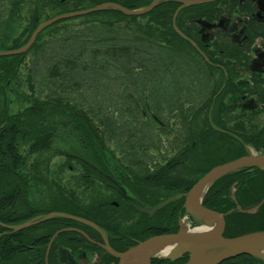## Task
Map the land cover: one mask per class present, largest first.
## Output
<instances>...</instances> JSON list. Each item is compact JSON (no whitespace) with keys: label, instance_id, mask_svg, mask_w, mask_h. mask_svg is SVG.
I'll return each instance as SVG.
<instances>
[{"label":"flooded vegetation","instance_id":"obj_1","mask_svg":"<svg viewBox=\"0 0 264 264\" xmlns=\"http://www.w3.org/2000/svg\"><path fill=\"white\" fill-rule=\"evenodd\" d=\"M160 6L154 18L166 17L169 25L157 35L163 41L155 51L160 65L152 77L153 87L146 90L142 86L146 96L141 101L143 108L155 114L151 112L152 118L142 110L136 120L140 133L131 135L145 138L149 133L140 128L153 127L151 146L161 151L163 143L172 155L160 167L153 163L142 177L118 170V166L111 172L108 164L91 163L95 172L91 180L108 187L103 201L97 203L101 206L100 230L60 223L51 232L60 231V242L49 251V264H119L107 244L123 252L151 236L175 232L184 215L183 197L155 211L152 208L187 190L155 180L159 168H170L172 180L176 178L175 183L185 187L211 168L247 154L250 148L264 151V0H202L188 6L172 0ZM173 56L178 57L177 62ZM166 75L169 87L163 91ZM179 77L185 84L180 85ZM153 94L157 99L152 101ZM161 128L170 133L168 145L159 138ZM204 205L224 216V235L230 227L236 232L264 230V171H243L218 180ZM66 227L81 228L87 235L62 231ZM42 257L45 261L46 256ZM188 258L187 253L175 260L153 258L151 264H184ZM218 264L264 261L243 254Z\"/></svg>","mask_w":264,"mask_h":264},{"label":"trees","instance_id":"obj_2","mask_svg":"<svg viewBox=\"0 0 264 264\" xmlns=\"http://www.w3.org/2000/svg\"><path fill=\"white\" fill-rule=\"evenodd\" d=\"M20 1L25 2L26 0H15L14 2L18 3ZM30 1L31 4H33L34 6L32 7L30 13L28 14V17L24 16V20L27 22L26 24L27 26L29 23V27L25 26L24 28V30L28 28L27 29L28 34L22 40L20 39V37H18V34L15 33L14 38L12 37L13 43L8 48H17L20 47L23 43H25L30 37L33 30L40 22L39 18L43 9H40L39 5L36 4L37 0H30ZM74 1H75L74 7H76L79 6V3L88 0H74ZM94 2H95L94 5H98L100 3L105 2V0H95ZM132 2H138V1L122 0L120 4L128 8H134L136 6L138 7L137 4L133 5ZM55 3L56 2H49V5L52 6L55 5ZM44 4L45 2H41L42 6H44ZM166 4L167 3H165V5ZM140 5L146 6L148 4L146 2H142V4ZM158 9L159 8H157V10ZM155 11L156 9L154 8L143 15L127 16L120 10L107 9L87 15L88 17L90 16L93 17L92 18L93 23L91 24L95 28L90 30V34H88L87 39L86 36H80L78 40H76L71 44L70 43L68 44V42L64 43L65 47L69 49L67 50L68 52L66 53V55H64V57L67 56V59L64 60L63 58L62 62H60V69H65L66 67L70 69L69 67H71V69L75 71L74 74L77 75L75 81L76 85H78L79 88H83L84 86L90 87L92 85H98L99 83H101L98 82L99 80L106 79L105 75H107V72L110 71L112 64L113 65L124 64L125 67L132 66V63L135 64L138 62V59L135 57H139V61H142L140 62L142 63L141 64L142 66H140V70L145 71L144 78L143 80L141 79L142 82L140 81L141 87L140 85H136L137 81L136 82L131 81L132 83H136L135 84L136 87L132 88L131 87L132 85H129L126 80V83L122 85L123 89L125 90L124 94L123 93L121 94L124 97L122 100L124 99L133 100V102L135 103V105H130L127 108L128 114L130 111L132 115L141 117L140 116L141 111L145 110L150 117H152V115L154 117L155 112H153V110L151 111L150 108L148 109L143 108L141 106V101H143L144 96H146L145 93L148 86L153 87L152 77L154 74H156L158 70V65H160V63L158 62V56L155 51L157 50L156 48L158 42L159 44H161V42L163 41L162 40L154 41V40L157 37V35L158 37H160V34L162 33L164 26L159 27L156 23H152L151 21L154 20L152 19L151 21L144 24L146 25V27L144 28L141 27V25H134L136 28L132 30L131 34L134 35L141 33V37H136V36L130 37L126 35L125 32V31H129L130 27H128V24L124 20L125 18L129 19V18H137V17H145V16H148L149 18L151 16L155 17ZM103 15L105 17H103ZM167 19L168 18L166 17L163 18L162 21L164 24L168 23ZM116 31L119 33L123 32L124 35L117 36L116 34H114ZM100 33L107 34V39H108L107 42L105 40L102 41V39L99 38V36L98 37L95 36V35H100ZM25 34L26 33H22L21 37L24 36ZM143 34H145L147 38H144ZM41 35L42 33H40L38 37H40ZM151 38L153 39L151 40ZM17 39H19L20 41ZM95 43L96 44L101 43L107 45L110 43L111 45L105 48L101 46L102 49H100L99 47H95L94 50L93 49L90 50L88 46L91 45L92 47H94V45L96 46ZM134 43H139V44L134 45ZM128 49L129 50L131 49L130 51L132 52V54L128 53ZM133 54H135L134 57ZM23 55L26 54L11 56L12 59H17L15 64L13 61L9 65V67L14 66L15 72H18L19 66L22 65V62L24 60L23 58L25 57ZM121 58H126V62L124 60V63H119V59ZM30 61L31 60H29V62ZM167 63L169 64V61ZM127 68L128 67H126V69ZM10 72L12 71H9L8 73ZM164 81H166V79H164ZM92 82L94 84H91ZM142 86L143 87L146 86L145 92L142 91ZM24 87L25 90L27 91V87L26 86ZM168 87L169 85L167 83V87H164L162 90L168 91ZM24 94L28 95L25 92ZM154 99L155 100L157 99L156 94H153L152 101ZM20 100H22L23 107L16 110L14 113L10 110L11 107H9L8 104H1V108H0V167H4L3 170L0 169V174L3 179H8V182H10V183L0 182V185L4 186V188H0V190L1 191L5 190L4 195L0 193V222L9 223V224L16 222L18 223L28 220L34 217L35 215L45 214L50 210H60L66 212L68 210H72L71 208L73 203H70L69 201L70 199H68L67 195L69 192H72L71 195L75 194L76 189L71 188L72 184L74 183V180L81 181V179H83V181H86L84 183H87L89 187L90 185H92V186H99L98 188H100L99 182H95L91 180V178H95V172L92 171V167L91 169L89 167L91 166V163L93 161V160H89L90 159L89 156L91 158L98 159V164L102 165L103 167L104 165L108 164V167H110L111 172H114L116 166H118V170L121 168L131 172L129 168L121 167L123 165L117 163L116 160H114L112 157L107 158V156H104L105 154H103V152L105 151V147H104V142L100 140L102 137V133L99 130L102 129V127L98 128V126H103L104 121H102L101 124L94 126L93 120H90V118H88V116H86L84 112L79 111L78 109L75 108H66L64 106H61V104L60 107H56L53 105V108L55 110H52V112H58V111L62 112L60 114V124H62L64 128H69V129H71L70 124L71 125L74 124L75 126L79 125L82 129V134H80V137L77 136V139H80L79 147L81 146V148L79 147L70 148L69 146L71 144L69 145V141L67 140L68 138H66V143L60 144V154L62 151L64 154L67 155V159L65 160V162H66V167L68 169V173H70L67 177L68 182H64V180H61L59 185L58 183L55 182L54 179L55 176L53 175V171H51L52 173L48 174L49 168L47 165H50L52 161L51 155H47L45 162H43L41 159L39 160L41 162L38 163L37 166L32 168L28 167L27 164L28 165L30 164L28 163L27 160H25L26 159L25 152L21 150V147H23V145L21 144L20 146L17 145L18 138L20 136H23L24 135L23 133H25V131L31 132L29 135V137H31L29 138L30 142L27 143V144L31 143L29 151L41 153L40 151H46L47 147H49V144L51 142H54L57 138H59V135L56 132V127L59 125V123L58 124L47 123L49 119L48 116L49 108L47 103L45 104L40 103V101L31 98L30 95L25 96L24 98L21 97ZM55 102L57 101L55 100ZM152 104L153 103H150V105ZM102 105L103 103L99 105V107ZM151 112H153L154 114ZM22 118H26V120ZM135 120L137 119L135 118ZM135 120L133 121V123L136 122ZM10 123H14V124L11 125ZM136 126H137V122H136ZM42 130H45L43 135L39 134V131ZM103 130L105 131L106 128H103ZM68 135L71 134L69 133ZM127 135H129L128 145L130 146L131 149L143 150V147H146L144 146L143 143L144 142L143 139L145 140V138L140 139L139 137L136 136L130 137L129 133ZM122 137L120 138L122 139ZM123 141L126 143L125 140ZM89 146L91 149L89 150L88 158H85L86 157L85 154L84 156L81 154L79 156L78 154L73 152L76 149L82 151L87 150ZM64 148H67L69 151L64 150ZM41 155L42 157H44L45 154L41 153ZM137 160L138 159L136 158V160H131V161L136 162ZM41 165H45L46 167L45 168L41 167ZM63 166L64 165L61 166L60 164L61 169H64ZM44 169H46L47 172H44L43 171ZM5 170H8L9 172H6ZM28 170L32 171V174ZM90 172H92V174ZM170 172H172L170 168H159V174L154 175L153 178H155V180L157 181H161L160 183L167 187H171V188L176 187L175 189L188 190L194 184L193 182L185 187H181L183 186L182 184L175 183L176 178L174 179V181L172 180L173 178L171 177ZM240 172H243V170ZM9 173L11 177L9 176ZM13 173L15 174V176H12ZM237 173L227 174L222 178H226L228 176ZM51 175L53 177H50ZM134 175L136 177L139 176L137 174ZM140 177H142V175H140ZM85 186L88 187L87 185ZM67 189L69 191H66ZM34 190H37L39 192L44 190L48 192L53 191L50 194H44L40 196V199L43 202L44 199L46 198L47 202H45V204H47L48 206L44 207L43 202L38 203L29 198V193L30 192L33 193ZM60 195H61L60 201H67L68 203L63 204L62 206H60L59 209H55L54 208L55 202L52 203V201L55 200V198ZM72 201L74 202V200ZM50 203H52L53 205ZM77 207L79 208V206ZM262 207L264 208V205ZM89 208H91V210L85 207V210H87V212H84V213H88V215L87 214L82 215L81 212L78 211L79 212L78 213L75 210H72L74 211L72 213L87 217L95 221L96 223H98L99 219L102 220V217L98 216L100 215L101 212V206L99 205L97 206V204L96 205L92 204ZM60 223L66 226L69 223H73V221L57 217L37 225L35 229L41 230L40 238L37 235H33V233H31L30 231H19L13 233L11 230L0 226V233H2V236L0 237V261L8 264H43L41 263L42 261L38 263V260H40L43 256L42 255L43 250L37 249L36 247L30 248L29 243H31L32 241H39L41 242L40 247L45 250L44 246L50 240V237L52 235L51 233L52 230H55L54 228L60 226ZM234 229L233 227H230L225 233V235L227 237H232V236L245 234L247 232L259 230L256 229V230H250L244 232H236Z\"/></svg>","mask_w":264,"mask_h":264},{"label":"rangeland","instance_id":"obj_3","mask_svg":"<svg viewBox=\"0 0 264 264\" xmlns=\"http://www.w3.org/2000/svg\"><path fill=\"white\" fill-rule=\"evenodd\" d=\"M14 1L15 0H0V39H1L0 52L10 50V48L8 47H10L11 44L13 43L12 39L14 38L15 33H17L18 37H20V39L22 40L28 34L24 30V28L25 26L29 27V23L27 26L26 25L27 23L24 20V16L28 17V14L30 13L34 5L22 1L15 3ZM69 1L70 0H37L36 4L39 5L40 9H43L39 18L40 23L56 14L66 12L67 10L75 9L76 7L78 8L81 7L83 9L88 6L94 5L95 3L94 2L95 0L93 1V3L81 2L79 3V6L74 7L75 2L69 3ZM107 1H113V0H105L103 4H105ZM136 1H139V3H137L138 7L137 6L134 7L135 9L133 10H136L140 6H142L140 5L142 4V2L140 1L146 2L147 4H151L154 0H136ZM41 2H45L44 6L41 5ZM49 2H56L55 3L56 6L49 5ZM181 3L184 5L183 2ZM160 5L162 4H159L158 6L155 7L156 9L155 14L156 12L157 14L159 13V11H157V8ZM184 6H188V5H184ZM93 7H100V5H94ZM103 17L105 16L103 15ZM158 17L154 18L151 16L149 18L148 16H145V17H137V18L128 17L129 19L125 18L124 21L128 24V27H130L129 28L130 30L128 29L129 31H125L126 35L130 37L133 36L141 37V33L134 35L131 34L132 30L136 28L134 25H141V27L144 28L146 27V25L144 24L151 21L152 19H154L153 21H151L152 23H156L159 27L165 26L167 28L169 25V21L168 23L164 24L162 21L163 19L159 20L157 19ZM92 18L93 17L91 16L88 17L87 15H85L82 17L74 18L72 20L68 19L61 23L60 22L57 24L53 23L52 26L47 28L45 31H43L42 35L38 37L37 41H35L30 46V48L25 53H23L26 55H23L25 57L23 58L24 60L22 62V65L19 66L18 72H15L14 66L9 67L11 62L14 61L15 64L17 59H12L8 57L9 56L8 54L0 55V108H1V104H8L9 107L13 106L15 108H22L23 104L19 99H21V97L24 98L25 96H29V95L34 100L40 101V103L43 104L47 103L49 108L48 109L49 119L47 123L48 124L59 123V125L56 127V132L57 134H60V144L66 143V138H68L67 140L69 141V145L71 144L69 146L70 148L79 147L80 139H77V136L80 137V134H82V129L79 125L75 126L74 124L73 125L70 124L71 129L64 128L63 125L60 124V114L62 112L61 111L52 112V110H55L53 108V105L56 107H60L61 104V106H64L66 108H75L78 109L79 111L84 112L86 116L90 118V120H93L94 126L99 125L102 123V121H104L103 126H98V128L102 127V129L99 130L102 133V137L100 140L104 142V147H105V151L103 152V154H105L104 156H107V158L112 157L114 160H116L117 163L123 165L124 167L129 168L132 174H137L140 176L142 174H145L148 171L149 167L154 166L155 163L159 167L160 165L165 164V162L169 160L170 155H172V151L164 147L163 143H160V145L162 146L160 147L161 151L156 150L151 146L149 142L150 141L152 142L150 136L151 134H153V127L150 128L148 127L147 129L146 125H143L140 128V130L144 131L145 133H149V136H145V140L140 137V139H143L144 146L146 147H143V150L142 149L134 150L128 146L129 139L127 137L129 135L127 134L130 133V137H131V136H135V135H131L133 132H138V133L140 132H139V128H137L136 126V122L133 123L135 118L138 119V116L132 115L130 111L128 114V109H127L130 105H135V103L133 102V100H128V99L122 100L124 97L121 94L122 93L124 94L125 92L122 85L125 84L127 80L128 84L132 85L131 86L132 88L136 87V85H140L141 87L140 81L142 82L145 74V71L140 70V66H142L141 65L142 63L140 62L142 61H139V57H135L138 59L137 62L138 65L137 63L135 64L132 63V66H126L128 67L127 69L124 64L123 65L112 64L110 71H108L107 75H105L106 78L105 80H99L98 82L101 83H99L98 85H92L90 87L84 86L83 88H79L78 85H76L75 81L77 75L74 74L75 71L71 69V67H69L71 70L68 69L67 67L65 69H60V62H62L63 58L64 60L67 59V56L64 57V55H66V53L68 52L67 50L69 49L65 47L64 43L68 42V44L69 43L71 44L76 40H78L80 36H86L87 39L88 34H90V30L95 28L91 24L93 23ZM22 33H26V34L21 37ZM114 34H116L117 36L124 35L123 32L119 33L117 31ZM95 36L97 37L99 36V38H101L102 41L103 40H105L106 42L108 41L107 34L100 33V35H95ZM143 37L147 38L145 34H143ZM152 39L153 38H151V40ZM154 41H158V37H156ZM137 44L139 43H134V45ZM167 44L168 43H166V45ZM110 45H111L110 43L108 45L98 43L96 44V46L94 45V47H92L91 45H89L88 47L90 48V50L92 49L94 50L95 47H99L100 49H102L101 46L105 48ZM130 50L128 49V53L132 54ZM134 55L135 54H133V57ZM170 55H172V53ZM173 57L174 60H176L177 62L178 57L176 56ZM162 58L163 56L160 59L162 60ZM29 60L31 61L29 62ZM124 60L126 62V58L119 59V63H124ZM9 71L12 72L8 73ZM122 77L126 79H123ZM168 80H169V76L166 75L167 83ZM131 81L134 82L137 81V84L132 83ZM179 82L180 85L185 84V79L183 77L182 78L179 77ZM91 84L94 83L92 82ZM24 86L27 87V91L25 90ZM24 92L27 93L28 95L24 94ZM55 100L57 102H55ZM102 103L103 105L99 107V105H101ZM103 128H106V130L104 131ZM44 131L45 130L39 131V134L43 135ZM30 133L31 132L29 131H25V133H23L24 135L20 136L17 140L18 146H20V144L23 145V147H21V150L25 152V157H26L25 160H27L28 163L30 164V165L27 164V166L30 168L35 167L38 165V163L41 162L39 160L42 159V161L45 162L47 155H51L52 156L51 159L55 164L47 165L49 168L48 174L52 173L51 171H54L53 175L55 177L60 176V181L64 180V182H68L67 177L70 173H68V169L66 165L64 166V169H61L60 165L56 164V162L60 163L62 159H64V157L60 155V144H55V142L57 143V141L55 140L54 144L47 147L46 151H40L41 153L45 154L44 157H42L41 153L29 151L31 143L29 144L27 143L30 142L29 140V138H31L29 137ZM69 133L71 135H68ZM160 133L161 135H159V138L162 139L164 143L168 145L169 144L168 141L170 139V133L168 129L165 130L161 128ZM120 137H122V139ZM148 137L149 140H147ZM120 139L122 140V142ZM123 140H125L126 143ZM79 148H81V146ZM90 149L91 148L89 146L87 150L82 151L76 149L73 152L78 154L79 156L80 154L83 156L85 154L86 155L85 158H88ZM64 150H68V149L64 148ZM259 153H264V151L262 152L260 151ZM89 158H90L89 160H93L92 161L93 165H99L98 159L91 158L90 156ZM136 158L138 159L136 162L131 161V160H136ZM153 159H155V161H153ZM41 167L45 168L46 166L41 165ZM104 167H106V165ZM140 167L143 169L141 170ZM0 169L3 170L4 167H0ZM5 171L9 172L8 170ZM43 171L47 172L46 169H44ZM29 172L32 174V171ZM90 173L92 174V172ZM9 176L11 177L10 173ZM12 176H15V174L13 173ZM50 177L53 176L51 175ZM0 178H2L1 174H0ZM0 182H8V179L2 178L0 179ZM84 182L86 181H83V179H81V181L74 180V183L72 184L71 188L76 189L75 194L71 195L72 192H69L67 196L68 199H70L69 200L70 203H73L71 208L72 210H75L77 212L79 211L81 212L82 215L83 214L88 215V213H84L87 212V210H85V207L91 210V208L89 207L92 204L96 205L97 203L102 202L103 201L102 198L107 194L108 187L102 186L98 188V186L95 187L92 185H90L89 187V185ZM85 185H87L88 187H86ZM0 188H4V186L0 185ZM66 191L69 190L67 189ZM4 192L5 190H2L0 193L4 195ZM46 192L48 191L44 190L39 192L37 190H34L33 193L31 192L29 193V198L38 203H41L43 201L40 199V196L44 194H50L53 191L52 192L50 191L48 193ZM60 198L61 195L57 196L55 200L52 201V203L55 202L54 204L55 208H60V206H62L63 204L68 203L67 201H60ZM72 200H74V202ZM45 202H47L46 198L44 199L43 202L44 207L48 206L47 204H45ZM75 204L79 206V208ZM128 223L129 221L123 222V226L128 225ZM42 259L43 257L40 260H38V263L42 261ZM44 260L45 261L42 262H45V264H49L47 257ZM0 263L2 264L3 262L0 261ZM3 264H8V263H3ZM85 264H95V263L86 262Z\"/></svg>","mask_w":264,"mask_h":264},{"label":"water","instance_id":"obj_4","mask_svg":"<svg viewBox=\"0 0 264 264\" xmlns=\"http://www.w3.org/2000/svg\"><path fill=\"white\" fill-rule=\"evenodd\" d=\"M163 1L166 0H155L152 4L141 10H130L119 5H117V8L128 15L142 14ZM179 1L183 2L184 5H193L201 2L202 0ZM105 7L106 6H100L55 16L37 26L28 42L22 47L15 50L0 52V55L16 54L26 51L34 42L37 34L44 27L61 18L84 14ZM256 167L264 170V153L259 155L248 154L218 165L210 169L191 187V189L185 194L184 207L186 212L193 218L196 227L193 232L181 229L175 233L154 235L148 239L138 242L136 245L124 252H116L111 249L108 244L106 245V249L119 258V264H151V259L156 256L164 259L175 260L185 253L189 254V259L185 264H218L226 259L243 254L254 255L264 259V231L251 232L237 237H225L223 235L225 228L224 216L207 208L202 202L204 193L217 179L232 172L245 168ZM179 199H181V196L172 197L158 204L155 208H152V211L160 209L166 204ZM51 217H65L82 223L91 224L90 221L78 216L64 212H52L45 217H39L31 222L15 226L14 229L19 230L29 227ZM56 235L57 233L53 236L52 240ZM169 244L172 245L170 251L167 254H161V251Z\"/></svg>","mask_w":264,"mask_h":264},{"label":"bare ground","instance_id":"obj_5","mask_svg":"<svg viewBox=\"0 0 264 264\" xmlns=\"http://www.w3.org/2000/svg\"><path fill=\"white\" fill-rule=\"evenodd\" d=\"M128 9H130V10H133L132 8H128ZM55 182L56 183H60V177L58 178V179H56L55 180ZM8 193V192H7ZM35 216H37V215H35ZM34 216V217H35ZM33 218V217H32ZM39 224H41V223H35V224H33L32 226H31V228H33V229H35V227L37 226V225H39ZM62 231H64V229L62 230ZM37 236L40 238L41 237V233L40 232H38V234H37ZM40 243L41 242H39V241H32L31 243H29V247L30 248H34V247H36L37 249H42L43 251H42V255L43 256H48L49 254L46 252V251H48L49 249H50V247H51V244H52V242H51V239L48 241V243L44 246L45 247V250L43 249V248H41L40 247ZM54 245V244H53ZM171 244H169V245H167V247L166 248H164L162 251H161V254H167L169 251H170V249H171ZM186 254V253H185ZM184 255V254H183ZM182 255V256H183ZM181 256V257H182ZM181 257H179V258H181ZM178 258V259H179ZM189 259V258H188ZM187 262V261H186Z\"/></svg>","mask_w":264,"mask_h":264}]
</instances>
